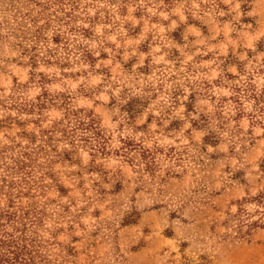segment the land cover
Returning a JSON list of instances; mask_svg holds the SVG:
<instances>
[{
	"label": "clouds",
	"instance_id": "obj_1",
	"mask_svg": "<svg viewBox=\"0 0 264 264\" xmlns=\"http://www.w3.org/2000/svg\"><path fill=\"white\" fill-rule=\"evenodd\" d=\"M258 239L264 0H0V264H223Z\"/></svg>",
	"mask_w": 264,
	"mask_h": 264
},
{
	"label": "rangeland",
	"instance_id": "obj_2",
	"mask_svg": "<svg viewBox=\"0 0 264 264\" xmlns=\"http://www.w3.org/2000/svg\"><path fill=\"white\" fill-rule=\"evenodd\" d=\"M206 142L214 143L212 138H207ZM237 178H239V176ZM174 215L175 214H173V216ZM138 219H139L138 215L136 214L130 215L127 219V225L129 227L134 226L137 223ZM144 223L147 224L148 222L145 221ZM156 227L160 229L161 225L157 223ZM129 231L135 233L136 229L133 228L130 229ZM165 235L171 237L173 233L169 230L165 233ZM257 242L261 245L260 247L258 248L246 247L235 258L229 257L227 260L223 262V264H264V239H258ZM140 245H141L140 241H136V242L129 241V247L133 251L134 261L138 259L140 256L144 255L145 250L141 248ZM159 245L171 246V242L163 240V238L161 237L159 238ZM147 254L150 256L152 254V250L149 249ZM257 256H259V261L255 259V257Z\"/></svg>",
	"mask_w": 264,
	"mask_h": 264
},
{
	"label": "trees",
	"instance_id": "obj_3",
	"mask_svg": "<svg viewBox=\"0 0 264 264\" xmlns=\"http://www.w3.org/2000/svg\"><path fill=\"white\" fill-rule=\"evenodd\" d=\"M26 254V249H18L16 252V256L18 259H20L21 257H23Z\"/></svg>",
	"mask_w": 264,
	"mask_h": 264
}]
</instances>
